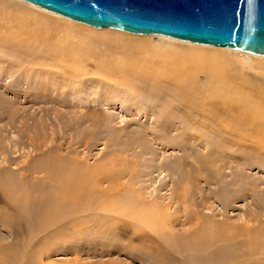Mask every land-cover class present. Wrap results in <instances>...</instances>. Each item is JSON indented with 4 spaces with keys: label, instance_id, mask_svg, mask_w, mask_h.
I'll return each mask as SVG.
<instances>
[{
    "label": "rangeland",
    "instance_id": "374dc122",
    "mask_svg": "<svg viewBox=\"0 0 264 264\" xmlns=\"http://www.w3.org/2000/svg\"><path fill=\"white\" fill-rule=\"evenodd\" d=\"M97 30L0 0V264H264V126L208 96L264 108V56ZM179 42L227 57L199 101Z\"/></svg>",
    "mask_w": 264,
    "mask_h": 264
},
{
    "label": "water",
    "instance_id": "95a60500",
    "mask_svg": "<svg viewBox=\"0 0 264 264\" xmlns=\"http://www.w3.org/2000/svg\"><path fill=\"white\" fill-rule=\"evenodd\" d=\"M94 28L264 56V0H23Z\"/></svg>",
    "mask_w": 264,
    "mask_h": 264
},
{
    "label": "bare ground",
    "instance_id": "6f19581e",
    "mask_svg": "<svg viewBox=\"0 0 264 264\" xmlns=\"http://www.w3.org/2000/svg\"><path fill=\"white\" fill-rule=\"evenodd\" d=\"M19 1H22V2H25V3H28V4H31L29 2H26V1H23V0H19ZM33 6H36L38 8H41L37 5H34V4H31ZM42 10H45L47 12H50V13H53V14H56V15H59L57 13H54V12H51V11H48L46 9H43L41 8ZM59 16H62V15H59ZM64 17V16H62ZM59 18V17H58ZM64 18H67V17H64ZM67 19H70V18H67ZM72 20V19H70ZM74 21V20H73ZM76 22V21H75ZM79 23V22H78ZM81 24H84V23H81ZM86 25V24H84ZM94 28V27H93ZM94 29H98L97 32H99V34L101 32L103 33H106L107 32H110L108 30H101V29H112V28H94ZM100 29V30H99ZM113 30H118V29H113ZM118 31H121V30H118ZM121 32H125V31H121ZM116 33V32H115ZM120 33V32H119ZM125 33H128V32H125ZM125 33H124V36H125ZM121 34V33H120ZM118 34V35H120ZM129 34H133V33H129ZM122 35V34H121ZM133 35H142V34H133ZM144 35V34H143ZM148 35V34H147ZM149 35H154V34H149ZM109 36V35H108ZM114 36V34H113ZM127 36V34H126ZM160 36H165V35H160ZM168 36H165V37H159V40H158V43L162 46H174V45H171V44H175L176 41H174V38L171 39V37H168ZM121 38V36L119 37ZM126 37H123V39H125ZM137 38H140V39H136V40H141V41H144L146 42L148 39L145 38V37H137ZM127 40V39H126ZM177 40V39H176ZM180 41H184V40H180ZM184 42H188V41H184ZM157 43V42H156ZM157 43V44H158ZM180 43V46L181 48L184 50V56H181V59H183V61H187V62H190V64H192V67H191V70L190 72H185V70L183 68H180V65L178 66H172L173 64H175L177 62V59L175 60V63L174 61L173 62H169V60L167 62L168 63V66L170 65V68L168 69V71H164V75H165V72L167 73L166 75H168V77L172 80V84L174 85V87L180 91V93H182V96L185 97L186 100H192V101H199L200 100V94H199V90H197L195 87H193V84H194V79H193V76L195 74H197L198 72H203L206 76V79L208 82H211L213 78H216L218 79V68H220L222 65L221 63L222 62H225V61H219L221 59H224L225 58V55H224V51L222 49H216V48H211V47H202V46H198V45H193V44H189V43H182V42H179ZM192 43V42H190ZM158 44V45H159ZM194 44H197V43H194ZM199 45H204V44H199ZM207 46H212V45H207ZM161 47V46H160ZM213 47H218V46H213ZM220 48H224V47H220ZM181 49V50H182ZM228 49V48H226ZM182 50V51H183ZM222 50V51H220ZM233 50V49H231ZM171 53V52H170ZM176 53V52H175ZM174 54V53H173ZM171 53V57L170 55L168 56L170 58V60H172L171 58L173 57V55ZM182 54V53H181ZM167 55V54H166ZM166 55L164 54L165 56V59H166ZM161 56V55H160ZM159 56V57H160ZM163 56V58H164ZM258 56V55H256ZM176 57V56H174ZM262 57V56H260ZM155 58V57H154ZM158 58V57H156ZM155 58V59H156ZM162 58V57H161ZM168 58V59H169ZM217 58H220V59H217ZM227 58V57H226ZM225 58V59H226ZM164 59V61H166ZM174 59V58H173ZM163 61V60H162ZM227 61V59H226ZM186 62V63H187ZM161 63V62H160ZM179 62H177L178 64ZM156 64V63H155ZM154 66L156 67V65H159L160 64H156ZM162 64V63H161ZM164 64V63H163ZM166 64L162 65L165 67ZM146 66V65H145ZM144 65L140 67V69L143 70V68L145 67ZM148 66V65H147ZM172 66V68H171ZM136 67V66H135ZM158 67V66H157ZM161 67V66H160ZM133 68V67H132ZM139 68V67H138ZM146 68V67H145ZM144 68V69H145ZM162 68V67H161ZM160 68V70H161ZM147 69L149 68H146L145 72H147L146 74H148V71ZM157 69V68H156ZM159 69V68H158ZM166 69V70H167ZM165 70V69H164ZM138 71V70H137ZM144 71V70H143ZM142 71V72H143ZM155 71V70H154ZM159 71V70H158ZM156 72V71H155ZM159 73V72H158ZM143 74V73H142ZM141 74V75H142ZM145 74V75H146ZM156 74V73H155ZM144 75V76H145ZM154 77V76H153ZM157 77V76H155ZM215 79V80H216ZM163 80V79H162ZM164 81V80H163ZM218 81V80H217ZM166 82V81H165ZM171 83V81H169ZM206 82V81H205ZM207 82V83H208ZM225 84V83H224ZM214 85V84H213ZM203 86V85H201ZM224 88V87H223ZM220 90V88H219ZM230 91H221V92H211L208 94V96L210 97H215V98H218L222 104V110H220V116L222 119H226V120H233L234 123L236 124H243V123H246L248 125H250L252 128L253 126H258L260 127L261 126H264V108H260V103L258 102H251L248 98L246 97H243V96H240V97H237V98H233L231 93V89H229ZM234 93V92H233ZM110 95L108 96V99L112 102L116 99L115 98V92H110L109 93ZM236 97V96H235ZM209 100V99H208ZM215 100V99H214ZM256 101V100H255ZM124 102V101H122ZM69 103V102H68ZM263 106V105H262ZM261 106V107H262ZM216 106H214L215 108ZM223 125H225L223 123ZM229 125V124H228ZM248 127V126H247ZM250 127V128H251ZM251 128V129H252ZM255 128V127H254ZM263 128V127H262ZM264 129V128H263ZM254 130V129H253ZM251 131V130H250ZM229 132V130H228ZM227 132V133H228ZM264 132V131H263ZM244 133V132H243ZM241 132V134H243ZM231 134V133H230ZM245 136V135H244ZM243 136V137H244ZM251 139V138H249ZM252 140V139H251ZM229 141V140H228ZM253 141V140H252ZM118 222V221H117ZM136 233H134L135 235ZM140 234V233H138Z\"/></svg>",
    "mask_w": 264,
    "mask_h": 264
}]
</instances>
